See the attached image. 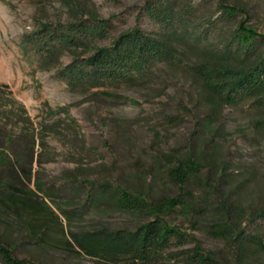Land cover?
Wrapping results in <instances>:
<instances>
[{
	"label": "rangeland",
	"instance_id": "rangeland-1",
	"mask_svg": "<svg viewBox=\"0 0 264 264\" xmlns=\"http://www.w3.org/2000/svg\"><path fill=\"white\" fill-rule=\"evenodd\" d=\"M146 1L87 0L90 11L113 24L110 37L96 45L109 46L132 28L159 31L143 10ZM174 1L188 7L201 28L211 20L214 43L242 20L264 33V0ZM219 5L244 13L223 20ZM70 21L62 0H0V87L13 97L2 100L0 142L7 134L26 138L31 173L22 186L30 192L31 210L17 216L0 207L1 239L14 256L33 263L102 264L81 252L69 233L131 230L151 218L88 199L89 183H109L153 203L181 200L163 215L167 223L192 235L204 252L235 264L236 249L212 228L221 217L220 202L247 214L264 207V104L247 100L214 110V98L191 68L203 57L191 49L182 50L175 64L156 66L146 81L109 89L112 95L71 88L58 71L72 52L45 60L30 43L42 25ZM188 156L199 168L179 184L168 170ZM7 173L5 167L0 179L7 181ZM246 227L264 244V221ZM241 256L264 264L253 244Z\"/></svg>",
	"mask_w": 264,
	"mask_h": 264
},
{
	"label": "trees",
	"instance_id": "trees-1",
	"mask_svg": "<svg viewBox=\"0 0 264 264\" xmlns=\"http://www.w3.org/2000/svg\"><path fill=\"white\" fill-rule=\"evenodd\" d=\"M62 2L71 21L42 25L30 43L41 51L45 60L58 61L61 52H72V61L58 71L71 88L96 92L104 89L99 92L112 95L109 89L146 81L156 66L175 64L182 50L191 49L203 57L191 68L214 98V110L234 107L247 100L264 104V33L256 32L244 20L238 22L236 28L219 33V42L214 43L209 37V29L214 26L210 19L201 28L191 18L192 11L188 7L178 6L174 0H147L143 10L160 30L148 33L132 28L112 38L109 46L102 47L96 42L110 37L111 19L90 11L87 0ZM219 9L223 20L238 12L244 13L243 9L229 5H219ZM2 87L7 89L5 85ZM5 95L9 98L4 103H10L12 91L6 94L0 87V110L5 106L2 104ZM1 139L0 175L7 167L8 180L0 179V207L19 216L21 209L31 210L30 192L22 188L25 181L31 179L26 138L22 142V138L7 134ZM198 168L188 156L168 173L179 184H184ZM88 185L87 197L92 203L102 200L124 212L151 217L131 230L102 227L88 232H70L74 245L88 258L102 264H225L212 253L204 252L192 235L167 223L163 215L172 212L177 205L182 206L181 200L153 203L109 183ZM218 211L221 217L213 224L212 232L236 249L235 264H248L241 255L250 244L264 253L260 238L246 227L264 221V207L247 214L240 207L220 202ZM29 225L27 230L32 231V224ZM13 253V248L0 237V264H38L17 258Z\"/></svg>",
	"mask_w": 264,
	"mask_h": 264
}]
</instances>
